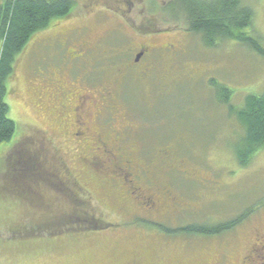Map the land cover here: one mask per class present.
Returning <instances> with one entry per match:
<instances>
[{"label":"rangeland","instance_id":"rangeland-1","mask_svg":"<svg viewBox=\"0 0 264 264\" xmlns=\"http://www.w3.org/2000/svg\"><path fill=\"white\" fill-rule=\"evenodd\" d=\"M177 1L74 0L68 18L37 31L16 56L5 99L16 132L12 142L0 144V264H246L250 250L259 248L264 149L245 165L238 162L244 127L236 114L247 95L264 92V56L237 39L206 44L189 31ZM241 1L254 13L246 31L264 49V0ZM73 30L77 40L90 43L80 75L92 63L102 85L120 88L110 135L120 131L121 152L153 171L154 181L181 199L182 210L155 194L156 210L137 208L115 186L101 183L95 167L83 169L84 153L62 134L65 98L54 80L71 76L57 72L52 59V43ZM167 43L171 50L162 48ZM139 45L151 49L141 63L148 68L142 79L134 69L117 71ZM23 165L29 175L20 173ZM16 172L12 187L19 191L25 183L37 197L19 198L9 188ZM54 172L76 181L74 190L60 187ZM74 196L87 201L85 209ZM91 207L98 221L76 215ZM242 216L214 234L189 229ZM79 225L99 229H75Z\"/></svg>","mask_w":264,"mask_h":264},{"label":"flooded vegetation","instance_id":"flooded-vegetation-1","mask_svg":"<svg viewBox=\"0 0 264 264\" xmlns=\"http://www.w3.org/2000/svg\"><path fill=\"white\" fill-rule=\"evenodd\" d=\"M74 33L75 30L62 35V38H58L52 43V59L58 61V64L56 63V67H59L57 72L65 69L68 71L69 76H71L65 83L55 78L54 80L57 84L55 87L59 95L65 98L60 103L62 134L66 138L70 137L74 148L84 153L81 157L85 161L83 169L92 166L95 167L101 177V183L109 184L111 188L115 186L132 200L137 208L148 209V212L153 210L158 202V199H156V203L153 199L154 197L152 195L155 194L156 198L157 195H161L175 209L182 210L184 204L182 207L177 208L182 204L180 203L181 199L175 193L173 194L167 186L157 184L152 178L154 175L153 171L144 169V167L136 164L133 160L125 157L124 152H121L120 131L115 130V137L110 135L114 131L112 126L115 120L113 113H117L119 103H117V98H119L120 88L116 85V90L115 85H102L99 82L100 78H97L95 75L92 76L93 73H96L92 70V63H88V72L82 76L80 75L78 70L82 64L87 63L88 54L90 53V43L77 40L75 37L77 35ZM54 47L57 49V56ZM172 47L171 44L167 43L162 48L171 50ZM150 50L145 45H139L130 63L124 64L125 66L122 67H117V71H121L122 68H124V71L134 69L135 76L139 79L146 77L148 68L141 63L145 56L151 55ZM94 122L100 125L95 127L93 125ZM59 163L62 164L63 162ZM41 164L48 165L44 161ZM25 166L28 167L27 165H23L21 168L24 170L26 169ZM51 167L56 168L54 164H51ZM87 170L89 169L87 168ZM66 172L68 173V170ZM63 174H54L59 178H57L59 186L63 188L65 186L73 190L71 189V185H76L77 182L70 178L69 175ZM15 181L16 178H13L12 182ZM263 240L264 237L261 239L260 237L257 238L256 244L259 243V248L253 247L250 250V254L245 258L246 264H262L260 259H264V256L260 257V255H264ZM216 264L224 263L219 260Z\"/></svg>","mask_w":264,"mask_h":264},{"label":"trees","instance_id":"trees-1","mask_svg":"<svg viewBox=\"0 0 264 264\" xmlns=\"http://www.w3.org/2000/svg\"><path fill=\"white\" fill-rule=\"evenodd\" d=\"M74 4V0H2L0 2V144L11 141L16 132V124L8 117L9 105L5 101L6 95L10 94L9 83L15 70L16 56L21 54L37 31L49 28L59 19L68 18L73 13ZM175 5L187 17L189 31L200 34L206 44L213 46L220 39H237L250 44L254 50L264 56L262 46L246 31L248 28L251 31L254 13L241 0H178ZM223 90L228 94L229 89L222 88ZM238 110L236 116L244 127V135L243 146L237 151V159L241 165H245L253 154L264 149V92L247 95L244 104ZM6 160L8 162V159ZM20 170H22L20 173L28 174L27 168ZM8 174L6 173L5 176ZM13 175L16 179L19 176L17 172ZM105 185L110 187L109 184ZM8 186L13 191L17 190L12 187V181ZM27 186L24 183L25 188L20 186L22 190H17L19 198L31 200L34 199L33 196L37 197V192ZM75 197L73 200L77 204L81 203V207L85 209V204L88 205L87 201L82 197ZM95 211V207H91L87 211H78L76 215L82 214V221L92 219L98 221ZM243 218L242 216L212 227H189V229L204 234H214L233 227ZM87 228L99 229L92 225H79L75 229ZM66 229L72 230L69 227Z\"/></svg>","mask_w":264,"mask_h":264}]
</instances>
